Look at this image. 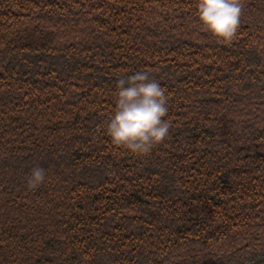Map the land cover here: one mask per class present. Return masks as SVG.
<instances>
[{"label": "trees", "instance_id": "obj_1", "mask_svg": "<svg viewBox=\"0 0 264 264\" xmlns=\"http://www.w3.org/2000/svg\"><path fill=\"white\" fill-rule=\"evenodd\" d=\"M198 2L0 0V264H264V0L231 43ZM136 72L168 97L147 155L106 131Z\"/></svg>", "mask_w": 264, "mask_h": 264}, {"label": "clouds", "instance_id": "obj_2", "mask_svg": "<svg viewBox=\"0 0 264 264\" xmlns=\"http://www.w3.org/2000/svg\"><path fill=\"white\" fill-rule=\"evenodd\" d=\"M243 5L241 0H199L198 19L204 28L222 43H231L240 27ZM114 114L107 124L111 142L133 154L147 155L163 142L169 133L170 122L166 90L147 72H136L117 82ZM45 180V170L34 168L27 187L37 188Z\"/></svg>", "mask_w": 264, "mask_h": 264}]
</instances>
